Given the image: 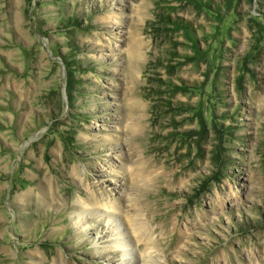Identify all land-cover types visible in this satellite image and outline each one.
I'll return each mask as SVG.
<instances>
[{"label": "rangeland", "instance_id": "obj_1", "mask_svg": "<svg viewBox=\"0 0 264 264\" xmlns=\"http://www.w3.org/2000/svg\"><path fill=\"white\" fill-rule=\"evenodd\" d=\"M92 192L147 264H264V0H0V264H115Z\"/></svg>", "mask_w": 264, "mask_h": 264}, {"label": "bare ground", "instance_id": "obj_2", "mask_svg": "<svg viewBox=\"0 0 264 264\" xmlns=\"http://www.w3.org/2000/svg\"><path fill=\"white\" fill-rule=\"evenodd\" d=\"M132 103L136 106L135 101ZM92 187L96 188V184ZM100 197L99 194L92 192L91 195H87L86 200H78L77 204L79 205H76V207L79 212L75 214L74 219L79 225V230L83 232H86L84 225L87 219L85 215L95 216L98 214V216H104L107 220L108 227L103 234L104 236L102 234L98 236L101 239L105 238V241L103 243L98 242V240L94 242L93 246L97 248L95 252H98L96 250H103L98 252L101 258L105 257V252L109 251V248L120 252L121 257L118 261H115V264H147L154 262L155 258L157 259V254H159L158 243L153 240L151 230L144 223V215L137 213L135 216H130V214L122 213L116 200L103 203ZM96 218L98 217L95 216L94 219ZM101 244L105 245V248ZM55 261H53L55 264L65 263L62 259H56Z\"/></svg>", "mask_w": 264, "mask_h": 264}]
</instances>
